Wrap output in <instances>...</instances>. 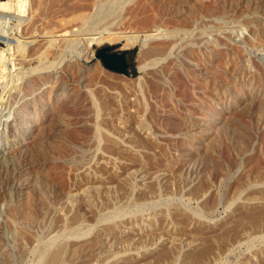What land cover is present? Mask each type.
I'll return each mask as SVG.
<instances>
[{
    "label": "rangeland",
    "instance_id": "374dc122",
    "mask_svg": "<svg viewBox=\"0 0 264 264\" xmlns=\"http://www.w3.org/2000/svg\"><path fill=\"white\" fill-rule=\"evenodd\" d=\"M27 1L53 45L20 63L0 20V264H264V0Z\"/></svg>",
    "mask_w": 264,
    "mask_h": 264
},
{
    "label": "bare ground",
    "instance_id": "6f19581e",
    "mask_svg": "<svg viewBox=\"0 0 264 264\" xmlns=\"http://www.w3.org/2000/svg\"><path fill=\"white\" fill-rule=\"evenodd\" d=\"M15 3L17 4V7H18V10H17L18 11V14H15L14 16L13 15L12 16H3L4 14L2 15V13H1L0 14V20L2 22H4L6 25H8V26L9 25H12L13 23H17L16 25L14 24L15 28H14V26L12 27L13 28V30H12L13 32H11V33H13L15 35H16V33H19L20 36L18 35L17 38L18 37L19 38H24L25 37L27 39L28 33H30L31 31L33 32V28L35 27L33 25L32 28H27V25H24L25 22H23L22 19H20V17L23 18L26 15V12H27V8L26 7L28 6L26 4H28V1L27 0H15ZM0 6L2 7V10L1 11H3L4 13H7L6 11H9V9L11 8V1H0ZM11 33H9V31L2 32V34H0V39L6 41L7 39H9L8 37H9V35ZM19 38L17 39L18 40V45H15L14 47H12V45H11V44H13V42L9 41L10 39L8 40L7 43H8V47L9 48L7 49V51L12 52L13 53L12 55H14V52H15L14 49H15V47L17 48V50L20 49L21 54H23V57H24L23 59H20V61H19L20 63L29 62L28 61L29 58L33 59L37 55L44 56V54L46 53L44 51V48L47 45H49V46H52L53 45V42L44 39V40L39 41L37 43L35 42V44H34V41L31 42L30 43L31 45L29 47V46H27V44L25 42L21 41V39H19ZM140 41L141 42L139 44H142V40L141 39H140ZM23 44H25V45H23ZM92 46H93V44L88 43L87 44V50L90 49ZM7 54L5 53V51L0 54V72L3 75H5L6 72H7V70H8V61L11 62L14 65V67H16L18 65L17 60L11 59L10 57L7 56ZM19 54H20V52H19ZM11 214H13V215H19V216H22V217L25 218V215L23 214V212L22 211L20 212L18 209H15L14 212H11ZM19 235H20L19 236L20 237L19 240H21L22 242L27 241L28 238H29L28 235L26 236V234L23 233V232H20ZM23 246L25 247V245H23ZM24 251H25V249H24ZM64 251H65L64 247H61V246L58 247L55 250V252L47 259V261H41L42 264H61L62 263V258H63ZM21 253H23V252H21ZM8 254H9V252H8ZM194 261H196V260H194ZM195 263L197 264V262H195Z\"/></svg>",
    "mask_w": 264,
    "mask_h": 264
},
{
    "label": "water",
    "instance_id": "95a60500",
    "mask_svg": "<svg viewBox=\"0 0 264 264\" xmlns=\"http://www.w3.org/2000/svg\"><path fill=\"white\" fill-rule=\"evenodd\" d=\"M169 33L163 34L162 31H157L152 34H146L142 39V48L150 40L168 38ZM173 48L167 50L166 58L171 55ZM129 50L116 52L113 46H104L99 48L95 53V59L101 61L103 66L112 72L122 74L127 77H132V63L129 60Z\"/></svg>",
    "mask_w": 264,
    "mask_h": 264
},
{
    "label": "trees",
    "instance_id": "16d2710c",
    "mask_svg": "<svg viewBox=\"0 0 264 264\" xmlns=\"http://www.w3.org/2000/svg\"><path fill=\"white\" fill-rule=\"evenodd\" d=\"M136 51H137V50H133L131 53H132V54H135V53H136Z\"/></svg>",
    "mask_w": 264,
    "mask_h": 264
}]
</instances>
